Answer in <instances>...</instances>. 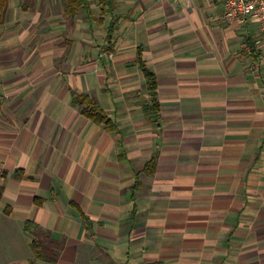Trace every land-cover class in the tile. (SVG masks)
Instances as JSON below:
<instances>
[{
	"label": "crops",
	"instance_id": "crops-1",
	"mask_svg": "<svg viewBox=\"0 0 264 264\" xmlns=\"http://www.w3.org/2000/svg\"><path fill=\"white\" fill-rule=\"evenodd\" d=\"M41 2L8 0L0 26V264L34 260L26 221L54 264H264L256 25L226 24L218 0H115L101 25L98 2L80 24Z\"/></svg>",
	"mask_w": 264,
	"mask_h": 264
},
{
	"label": "trees",
	"instance_id": "trees-1",
	"mask_svg": "<svg viewBox=\"0 0 264 264\" xmlns=\"http://www.w3.org/2000/svg\"><path fill=\"white\" fill-rule=\"evenodd\" d=\"M31 0H23V2L28 3ZM63 12L67 18H75L79 13L85 14V18L88 21H94L95 18L92 15L90 4L87 0H63ZM100 5L101 17L97 20V23L101 25L104 21V16L106 14H113L115 0H98ZM8 0H0V26L5 23L6 11H7ZM23 6H26L25 4ZM115 28V22L110 23L108 27V33L106 40L109 41L111 33ZM142 51L140 48L137 49L136 60L139 64V68L142 71L144 79L146 80V87L148 95L152 99L151 109H154V113H157L158 106L155 100L156 96V78L154 74L147 70L142 61ZM2 102L0 100V109ZM71 105L77 107L80 110V114L98 126H103L106 131H114V122L106 115L102 108L92 101L88 96L82 94L72 93ZM155 164V156L152 157L151 161L146 165L145 170H152ZM85 221V218H83ZM35 231V233H34ZM24 233H31L35 236L34 241L30 244V248L34 254V260L30 264H34L35 260H40L49 264H54L56 262V255L54 251L43 245L41 236H44L40 231V228L33 224L32 222L26 221L24 224ZM47 237V236H46ZM45 238V237H44ZM48 238V237H47ZM53 247L56 244L49 242Z\"/></svg>",
	"mask_w": 264,
	"mask_h": 264
},
{
	"label": "built area",
	"instance_id": "built-area-1",
	"mask_svg": "<svg viewBox=\"0 0 264 264\" xmlns=\"http://www.w3.org/2000/svg\"><path fill=\"white\" fill-rule=\"evenodd\" d=\"M226 24L242 26L248 20L257 27V36L245 49L247 53L257 51L261 64H264V0H218Z\"/></svg>",
	"mask_w": 264,
	"mask_h": 264
},
{
	"label": "rangeland",
	"instance_id": "rangeland-1",
	"mask_svg": "<svg viewBox=\"0 0 264 264\" xmlns=\"http://www.w3.org/2000/svg\"><path fill=\"white\" fill-rule=\"evenodd\" d=\"M40 0H38V2H39ZM47 1V0H46ZM44 2H45V0H42V2H41V7L44 5ZM62 2H63V0H62ZM88 2H89V4H90V6L92 5L93 7H94V14L97 16L98 15V11H97V7L99 6L98 4H97V2H98V0H88ZM38 4V3H37ZM47 4H48V2H47ZM47 7V6H46ZM54 8V5H53V2H52V5L50 6V5H48V7L46 8V10L47 11H52V12H54L55 10L53 9ZM32 10V9H31ZM41 12V11H40ZM54 13H57V12H54ZM54 13H52L50 16L52 17V16H56L57 14H54ZM42 15H44L42 12H41V16ZM60 14H59V16L57 17V18H60ZM47 18H48V15H47ZM80 19L78 20V23L80 24V23H85V19H84V14L83 13H80V17H79Z\"/></svg>",
	"mask_w": 264,
	"mask_h": 264
}]
</instances>
